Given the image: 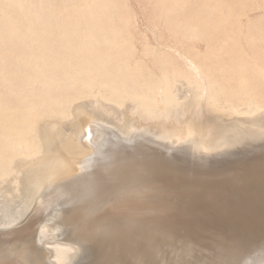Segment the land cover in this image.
<instances>
[{
  "label": "bare ground",
  "instance_id": "bare-ground-1",
  "mask_svg": "<svg viewBox=\"0 0 264 264\" xmlns=\"http://www.w3.org/2000/svg\"><path fill=\"white\" fill-rule=\"evenodd\" d=\"M115 2L0 0V200L6 214L22 207L0 224V264H123L134 249L136 264H264V39L252 67L172 49L180 63L154 53L144 74ZM220 2L154 5L212 47ZM245 140L257 144L243 152ZM167 206L196 226L233 217L239 248L223 259L166 250L145 217Z\"/></svg>",
  "mask_w": 264,
  "mask_h": 264
},
{
  "label": "rangeland",
  "instance_id": "rangeland-1",
  "mask_svg": "<svg viewBox=\"0 0 264 264\" xmlns=\"http://www.w3.org/2000/svg\"><path fill=\"white\" fill-rule=\"evenodd\" d=\"M115 1H116L115 4L117 6L115 12L119 16H121L119 19L122 20V21L120 20L118 21L122 29L121 31L123 33V34L121 33V38L123 40L125 39L124 41L129 42L130 44L138 45L141 48V50L144 51V54L142 52V56H143V59L146 61H144V64L141 68L142 73L144 74H148L146 70L151 65V61L153 60L155 55L159 56V54L163 52L169 56L173 55L172 56L173 58L174 57H176V59L178 58L176 62L180 63L179 61L180 58L176 55V53L172 52V49L177 50L182 56H185L187 54L185 57H189L188 54L189 52H191L189 50H192V53H191L192 55L189 54L191 55L189 58H193V59L197 58L200 55L201 57H198V58H202V59L206 56H209L210 58L219 56L221 58L225 57L228 59L229 57V59H236L239 61L248 60L247 61L248 63L252 62L251 64H248L250 67H252V65H254L253 64L254 62H253V55H252L251 49H253L256 45H260L259 40L264 39V0H221L218 6L220 8L219 11H217L218 10L217 8H216L217 10L211 9L212 14L216 16L215 27L219 31V32L218 31L216 32L215 29L214 30L211 29L210 33L208 32L209 35L211 34V31L213 34L216 33V35L211 34L213 35V37H211L210 35L211 38L216 39V41L214 42H217V43H214V45L212 46V47H216L215 49L214 48L212 49V47L208 45V43L210 42L209 41L207 42V40L205 41L206 37H203L197 34L196 35H185V34L183 35L182 33H178V32L175 33V31L169 28L166 25V23L163 21V19L161 18L159 11L155 8V5H154L155 0H115ZM237 19H239L238 22H237ZM213 26L214 25L212 24V27ZM225 28H227L228 30H231L232 33ZM167 29L170 31H168ZM155 31L157 34L155 33ZM217 35H221L219 36L221 38H219ZM216 37H218L220 41ZM228 37H229V41L227 40ZM131 41L133 43H131ZM187 44L189 45V47ZM199 44H200V47H199ZM217 48L219 51L217 50ZM203 51L205 53H203ZM194 52H198L199 54L198 53L194 54ZM249 52L251 55L249 54ZM246 53L247 55H245ZM243 55L244 57H242ZM260 57H263L264 59V53L261 54ZM176 59L174 58V60ZM257 63H258V60H256V64ZM259 64H262V66L264 67V62H259ZM157 75L159 77L161 76L159 72H157ZM176 78L180 80L183 77H180L179 75H177ZM246 141L247 140H245V143L242 142L241 144L242 149H241V146L238 145V148L237 149L235 148L234 151H239L240 149L243 151L245 149L244 147H246L245 145H247L248 148L253 149V147H255L257 144V141H254V140L252 141L248 140L249 142L247 141V143ZM239 146H240V149H239ZM248 148L245 149L243 152H246V150L247 152L250 151V149L248 150ZM187 152L191 153L190 151H187ZM148 197H150V195L149 196L147 195V199H149ZM1 200L3 199L1 198ZM1 200H0V224H1V227H3L5 223L9 222L10 220H12L13 218L19 215V212L21 211L20 209L22 207H19L21 205L19 199H17V201L19 200L18 202L15 201L16 199L13 201V203L10 201L9 204L12 203L11 204L12 207L10 205L12 209H10V212L6 214L3 208L5 204ZM15 202L17 203L16 205H14ZM2 203L4 205H2ZM121 209H119L120 212L115 211L117 213L115 214L116 217L118 215V212L120 215H123L124 212H123V209L122 210ZM177 212H178L177 209L171 206H167V210H165L164 212H161V214L159 213L160 215L155 214L156 215L155 216L152 214V216H149L147 214L146 216L147 217L149 216V217L148 218L145 217V221L146 219H149L146 222L147 223L149 222V224H152V225H146L145 227L149 230H152L153 232H155L154 230H157V233L160 235L162 240L167 242V245L165 246L166 250L174 251L176 249L181 248L182 246L188 245V246H194V248L201 251V253L205 256H208L211 254V256H214L215 259H223L225 257V254L227 253V252L225 253V251L229 250L232 253H235V251L239 248L240 245H237L238 243L236 242L235 238L240 236L241 230L239 228L240 225L237 223L236 220L233 219V217L226 215V214L219 215L218 212H214V213H211L210 216L207 217V220L203 222L204 224L201 225L198 222L197 225L199 224L200 226H196V224L194 225L190 223V219L188 218L186 219L187 217L186 215H182L181 213L178 214L179 212L178 213ZM104 213L106 214V212H103V214L100 216L101 219L104 218L102 220H105V219L107 220L108 216H112V215H108V213L105 215ZM169 213H170V216H169ZM173 214L176 215L174 220L172 218V216H174ZM120 215H118L117 218H119ZM161 216L163 218H161ZM167 216H169L172 220L170 221L169 220L170 218L167 219L166 218ZM153 217H155L156 219L160 218L159 220L161 221V225H164V226H160L158 224L160 227L155 228V226L153 225L154 223H152V221L150 222L151 218ZM176 219H177V222H175ZM181 219L182 221H178ZM233 226H236V227H233ZM112 236L111 238L113 239V241L115 240L114 241V244H115L118 241V235L115 233ZM105 246L106 244L102 245V247H105ZM8 251H9V248L7 249V252ZM132 252L134 253L133 254L129 253L130 254L129 258L123 264H136L137 263L135 249L132 250ZM18 260L19 262L22 261L20 259ZM165 262L166 261L164 260V263ZM115 264H121V263L116 262Z\"/></svg>",
  "mask_w": 264,
  "mask_h": 264
}]
</instances>
